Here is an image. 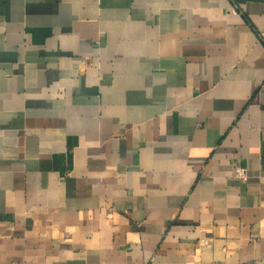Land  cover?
<instances>
[{"label": "crops", "instance_id": "crops-1", "mask_svg": "<svg viewBox=\"0 0 264 264\" xmlns=\"http://www.w3.org/2000/svg\"><path fill=\"white\" fill-rule=\"evenodd\" d=\"M0 264H264V0H0Z\"/></svg>", "mask_w": 264, "mask_h": 264}, {"label": "built area", "instance_id": "built-area-1", "mask_svg": "<svg viewBox=\"0 0 264 264\" xmlns=\"http://www.w3.org/2000/svg\"><path fill=\"white\" fill-rule=\"evenodd\" d=\"M235 176L239 178H246L247 177V169L243 166H235Z\"/></svg>", "mask_w": 264, "mask_h": 264}]
</instances>
